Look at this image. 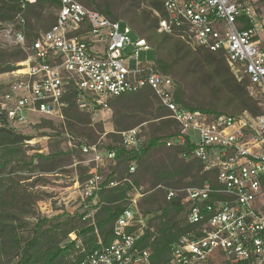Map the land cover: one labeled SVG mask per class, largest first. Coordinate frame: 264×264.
<instances>
[{"label":"built area","instance_id":"2783aa9c","mask_svg":"<svg viewBox=\"0 0 264 264\" xmlns=\"http://www.w3.org/2000/svg\"><path fill=\"white\" fill-rule=\"evenodd\" d=\"M45 1L57 2L59 10L53 25L30 45L22 13L0 23V48H18L26 54L13 71L0 75L5 124L18 132L42 119L64 125L62 110L70 88L76 108L88 114L93 125L111 119L115 98L151 91L180 127L168 145L188 146L202 171L211 176L185 190L180 203L187 207L186 223L192 228L170 246L167 264H264V0H164V17L158 22L159 33L175 34L192 47L220 53L237 81L247 78L249 95L260 109L255 117L247 112L208 116L182 109L173 99V80L152 64L137 61V52L149 47L140 38L132 42L128 26L74 0ZM35 3L20 0V8ZM129 47L134 52L126 54ZM118 134L125 149L141 147L140 127ZM71 142L69 137V145L80 150L77 165L84 169L85 181L75 180L69 188L78 202L69 217L87 222L96 237L90 249L74 233L68 235L71 264H151V251L139 244L143 225L137 228L142 224L138 203L151 192L150 185L135 165L129 167L128 205L104 245L95 218L100 193L118 185L104 184V176L115 167V153L100 143ZM166 196L170 200L174 192Z\"/></svg>","mask_w":264,"mask_h":264},{"label":"trees","instance_id":"16d2710c","mask_svg":"<svg viewBox=\"0 0 264 264\" xmlns=\"http://www.w3.org/2000/svg\"><path fill=\"white\" fill-rule=\"evenodd\" d=\"M74 1L111 22L128 26L136 38L145 40L154 52L153 69L173 80V99L182 109L208 116L235 117L243 112L259 115L258 101L247 90V78L237 81L220 53L192 49L177 35L158 32L164 0ZM58 10L55 1L36 0L21 10L20 0H0V23L11 22L22 13L25 40L30 45L53 25ZM25 59L26 54L18 48H0V75L10 73L14 64ZM64 101L66 131L83 143H96L104 133L102 123L93 125L88 114L78 111L72 88ZM110 106L112 131L105 134L100 146L114 152L116 161L113 171L104 176V184L118 185L100 193L101 206L95 218L98 235L104 245L111 241L112 226L128 205V169L135 165L151 187L138 203L142 224L137 228L143 225L139 244L151 251V264H167L170 246L192 228L186 223L187 207L180 203L185 190L200 186L211 176L202 171L188 146L168 145L179 135L180 127L151 91L124 94ZM54 125L43 119L36 129L56 130ZM139 126L141 147L125 149L118 133ZM45 135L43 132L39 137ZM31 139L9 128L0 114V264H71L73 245L67 242L68 235L74 233L92 249L96 243L93 229L79 217H40L37 205L42 198L34 187L44 183L48 175L70 166L72 158L60 151L29 157L24 145ZM77 157L80 159V150ZM77 169L82 184L85 172L80 165ZM169 191L174 197L167 200ZM26 219L35 220L32 231L22 230Z\"/></svg>","mask_w":264,"mask_h":264},{"label":"rangeland","instance_id":"374dc122","mask_svg":"<svg viewBox=\"0 0 264 264\" xmlns=\"http://www.w3.org/2000/svg\"><path fill=\"white\" fill-rule=\"evenodd\" d=\"M123 29L124 27L123 25H121L120 30L123 31ZM128 37L132 42H134L136 39L133 33L129 34ZM190 48L197 49L196 47L192 46H190ZM133 52V48L129 47L126 49L125 53L131 54ZM136 59L139 63L152 64L154 60V52L150 48L147 50H140L137 52ZM9 78L10 77L7 76L6 78H2L1 80ZM31 119L35 120L38 118L32 116ZM40 121L34 125L31 124L29 126H26L24 129L20 130V134L33 137V139H31L30 141L25 142L24 147L27 150L26 155L29 157L36 154L50 155L54 154L56 151H60L64 154L71 155L72 164L66 168L56 171L52 175H48L47 177H45L44 183H39L34 187V191L38 193L42 198V201H40L37 205L38 213L40 217L46 218L48 220L53 219L56 216H60L61 219H65L66 216H69L72 212H75L74 210L78 205V202L74 201L76 193H73V188H69L73 186L75 180H78L79 172L77 169V163L82 159L81 154L80 159H78L77 157L79 148H74L73 145L70 146L68 140L69 137L72 138V144H74L75 142L78 143L85 141L72 137V135L66 131L65 126L57 122L55 123L56 125H54L56 130L36 129V125H38ZM101 123L103 125L104 133L96 142L100 144L104 139L105 134L112 131L111 119ZM139 127L141 128V126ZM43 132L46 133V135L43 137H39V134ZM58 132L61 133L57 135ZM67 135L69 137H67ZM25 175L26 174H24V176ZM143 179L146 181L144 177ZM22 223L23 231H32L35 227L34 219H26Z\"/></svg>","mask_w":264,"mask_h":264}]
</instances>
